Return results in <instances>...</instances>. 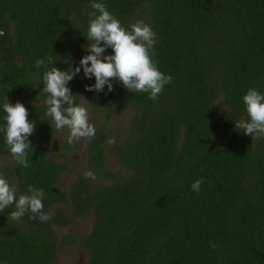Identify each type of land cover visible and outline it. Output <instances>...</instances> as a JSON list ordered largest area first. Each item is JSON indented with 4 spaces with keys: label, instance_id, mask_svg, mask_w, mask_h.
Returning <instances> with one entry per match:
<instances>
[{
    "label": "trees",
    "instance_id": "1",
    "mask_svg": "<svg viewBox=\"0 0 264 264\" xmlns=\"http://www.w3.org/2000/svg\"><path fill=\"white\" fill-rule=\"evenodd\" d=\"M92 2L0 0V127L6 98L22 102L36 125L28 167L0 132V157L12 158L0 173L17 197L30 185L42 189L51 216L40 222L28 212L14 221V205L0 213V264H54L59 248L78 243L87 249L86 264H264V136L252 139L235 126L249 119L247 90L264 93V0H95L125 27L139 20L152 27V60L172 79L155 100L118 81L111 92L107 85L86 91L95 77L68 83L96 118L87 165L97 184L78 174L65 190L60 175L68 167L48 156L39 137L54 133L43 74L77 67V47L92 42L85 11H93ZM49 57L55 65L36 67ZM125 109L127 130L108 146L110 120ZM110 156L118 170L108 167ZM201 177L196 193L191 185ZM90 210L94 223L80 240L71 231L55 235L54 226Z\"/></svg>",
    "mask_w": 264,
    "mask_h": 264
},
{
    "label": "clouds",
    "instance_id": "2",
    "mask_svg": "<svg viewBox=\"0 0 264 264\" xmlns=\"http://www.w3.org/2000/svg\"><path fill=\"white\" fill-rule=\"evenodd\" d=\"M91 8V12L85 10L91 18L87 40L92 42L85 46L89 54L80 60L79 66L71 70L52 66L43 74L44 87L41 93L46 94L45 103L48 106L45 115L54 121L57 130H69V145L96 134L95 125L89 122L87 108L76 101L79 94L73 95L68 86L81 68L85 78L95 77V84L86 85V91L102 92L107 85L111 92L113 81H118L129 92L150 93L149 99L152 100L158 98L172 79L161 72L152 60L151 50L155 45L156 34L149 24L139 20L128 28L108 11L106 4L93 0ZM4 34L0 30V36ZM108 48L114 54L105 55ZM48 64H54L51 57L47 61L43 58L36 61L37 68L47 67ZM242 99L249 119L236 121V129H243V133L252 139L264 136V93L249 88ZM3 111L6 113V127H0V132L5 134L6 144L14 159L23 167H28V151L32 148L29 137L34 133L35 122L29 120V111L22 102L13 105L6 98ZM86 178L94 176L89 172ZM204 183L205 179L201 177L192 183L191 188L199 193ZM44 198L45 192L31 185L27 193L17 197V188L0 174V213L14 205V210L9 214L12 220L19 221L30 212V219L38 218L40 222H47L51 216L44 212ZM210 247L215 250L218 245L210 242Z\"/></svg>",
    "mask_w": 264,
    "mask_h": 264
},
{
    "label": "rangeland",
    "instance_id": "3",
    "mask_svg": "<svg viewBox=\"0 0 264 264\" xmlns=\"http://www.w3.org/2000/svg\"><path fill=\"white\" fill-rule=\"evenodd\" d=\"M89 53L85 51V46L77 47V52L74 54L77 66L80 65V60ZM78 78H85L83 68L76 75ZM73 95H77L75 91H72ZM77 103L83 104L88 110L89 122L94 124L96 118L90 111V107L87 103V99L84 94H79L76 97ZM219 115L223 113L222 110L218 111ZM131 115L130 109H125L122 112L115 113L109 123V139L108 146H111L114 141L120 140L123 134L127 130L128 120ZM51 119V118H50ZM54 133L50 139H45L44 136H40L44 142L46 152L48 156L58 162L64 163L68 169L63 171L60 175V187L68 190L78 174L86 175L91 172L94 178H89L92 187L97 184V179L95 174L89 169L87 165V142L89 138L81 139L79 141H74L73 144L69 145L67 143V137L69 135V130L67 128L63 130H57L55 128V123L51 119ZM68 144V146L66 145ZM12 158L0 157V168L10 163ZM108 167L112 170H118L119 165L114 161L113 157H109ZM13 185V184H11ZM14 186V185H13ZM66 213H70L71 207L69 205L58 204ZM95 219V214L93 210H90L85 216L76 218L70 225L65 227L54 226L55 235L61 238L64 234L71 231L77 240H80L90 228L93 226ZM88 259L87 249L81 244H74L73 246L64 245L57 251V261L54 264H86Z\"/></svg>",
    "mask_w": 264,
    "mask_h": 264
},
{
    "label": "flooded vegetation",
    "instance_id": "4",
    "mask_svg": "<svg viewBox=\"0 0 264 264\" xmlns=\"http://www.w3.org/2000/svg\"><path fill=\"white\" fill-rule=\"evenodd\" d=\"M12 30H13V28H12ZM93 77H94V76H93ZM93 77H92V78H93ZM92 78H91V79H92ZM91 79H88V80L85 79V80H86V82H90ZM71 91H73V89H71ZM75 93L78 94L77 92H75ZM49 118H50V117H49ZM50 120H51V119H50ZM52 125H53V124H52ZM53 128H54V127H53ZM51 137H52V136H51ZM0 174H1V173H0ZM8 181H9L10 184H11L12 181H10L9 179H8Z\"/></svg>",
    "mask_w": 264,
    "mask_h": 264
}]
</instances>
